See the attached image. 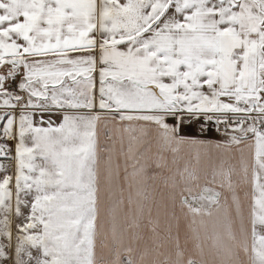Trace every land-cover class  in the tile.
I'll list each match as a JSON object with an SVG mask.
<instances>
[{
    "label": "snow or ice",
    "instance_id": "6c2138e0",
    "mask_svg": "<svg viewBox=\"0 0 264 264\" xmlns=\"http://www.w3.org/2000/svg\"><path fill=\"white\" fill-rule=\"evenodd\" d=\"M101 123L133 161L130 227L156 203L155 146L157 169L165 153L196 154L164 178L177 221V199L193 223L219 208L220 192L192 185L207 175L201 158L222 155L223 232L210 244L196 233L189 249L169 228L139 249L113 226L111 259L98 257L120 178ZM0 264H264V0H0Z\"/></svg>",
    "mask_w": 264,
    "mask_h": 264
},
{
    "label": "crops",
    "instance_id": "0c3cea01",
    "mask_svg": "<svg viewBox=\"0 0 264 264\" xmlns=\"http://www.w3.org/2000/svg\"><path fill=\"white\" fill-rule=\"evenodd\" d=\"M215 139H218V137H215ZM143 150V148L141 149ZM156 154H157V149L155 146L152 148V158L156 162ZM167 156V161H168V167L162 168V169H157L156 165L151 163V168L148 172V175L151 177V173L154 174L158 172L159 174H163V178L161 181L156 179V183H152L151 185V179L148 181L149 185V192H153L152 186H155L154 188V196H155V201L156 203L152 207V215H151V223H155L156 221L158 222H163L164 224H169L170 222L172 224H175L173 226L176 228L173 233H175V236L177 234L179 235L180 243L183 246L185 241H187V247L189 249H192L194 246V243L196 242L194 237L196 233L199 234L201 241H203L205 244H210L211 239H208V237H211L213 232H223V227L221 224V221L224 219L225 214H226V209L227 205L231 203V196L232 193L230 190L225 186L221 187V178L217 175L215 182H213V174L215 170H218L221 160L223 159L222 155L213 153L212 158L209 160L207 157H202L201 162L199 167L203 169L207 175L201 176L200 180V187L197 188L194 184L192 185V190L193 194L195 195L197 192L200 191L203 187H210L213 188L215 191H218L221 193L220 195V205L219 208H217L216 205H213L211 211H212V216L208 217L207 215H203L204 219L198 221L196 225H193L184 214L179 213V200L177 199L176 202V209H177V214L179 215V221H177L173 216H172V209H171V204L172 201L169 199L171 189L169 186L165 184V177H171L177 169L183 170L186 164H191L195 165L196 164V159H195V151L185 148L181 151L179 156L177 157V161L175 164H173V156L172 154L165 153ZM235 159H229L228 164H235L237 165V169L239 170V153H234ZM132 171V168L128 169V172L130 173ZM125 172V169L120 168L119 174H122ZM234 182L237 180V177H233ZM126 184H122L121 186H116L110 194H106L105 199L109 197V200L112 202V205L114 206H119L126 201L129 205V198L131 197L133 200L138 199L137 197V190L136 186L132 185L130 186L128 182H125ZM247 190L251 191V186H247ZM179 192V189H177V194ZM188 193L185 192V195ZM239 194L242 196L243 191H240ZM164 197V200L162 201L161 197ZM167 205L165 207L164 205ZM156 217H159V219H156ZM195 230V232H194ZM167 236V233L164 232V236ZM162 237V236H161ZM174 245V240L172 243H170L168 246L172 247Z\"/></svg>",
    "mask_w": 264,
    "mask_h": 264
},
{
    "label": "rangeland",
    "instance_id": "374dc122",
    "mask_svg": "<svg viewBox=\"0 0 264 264\" xmlns=\"http://www.w3.org/2000/svg\"><path fill=\"white\" fill-rule=\"evenodd\" d=\"M98 85V80H97ZM98 131H99V140L101 147L110 146L112 144V140L109 139V136H112L113 139L117 141L116 143V155L114 156V163H119L120 168L125 169V166L127 164V169L132 168L133 161H127L125 160V157L123 155L119 154V133L114 131L111 125L105 126L103 123L98 125ZM127 147V141L125 140V149ZM143 151V150H141ZM152 158V155H151ZM151 163L156 165V162L154 159H151ZM158 173V172H156ZM125 172L122 174H119V180H117L114 184L113 189L118 185L121 186L122 184H126L124 180ZM151 176L153 174L151 173ZM158 178L159 181L162 180L163 174H159L156 176V179ZM156 179H151V185L152 183H156ZM116 189V188H115ZM128 204L126 201L122 205L114 206L112 205V202L109 200V197L107 200L105 199V211L103 215V224H104V232L107 235L106 243L109 245V247L105 248L102 247L100 243V239L97 241V248L96 253L98 257H103L104 260L111 259V252L110 249L113 246L112 241V228L115 226L117 233H124V243L129 244L131 243L133 247H138L139 249H143L145 245L151 247L153 246V239L158 234L160 237L164 236V232L167 233V230L171 229V235L172 237L175 236V233L173 231L176 230L173 226L175 224H172L171 222L169 224H164L163 222L156 221L155 223H151V218L148 217L147 213L144 214L143 217L139 219V228L130 227V225L134 224L133 219V212L129 211L130 208H134L135 205H126ZM180 207V206H179ZM213 207V206H212ZM109 210L115 211V220L113 221L112 214ZM185 212L187 213V208L185 207ZM187 219L193 224L196 225L198 221L204 219L202 216L195 217L196 223H193V216L191 213H188L185 215ZM156 219H159V217H156ZM153 228H155V233H153ZM168 234V233H167ZM136 235L142 236V239H134ZM103 239V237H101Z\"/></svg>",
    "mask_w": 264,
    "mask_h": 264
}]
</instances>
